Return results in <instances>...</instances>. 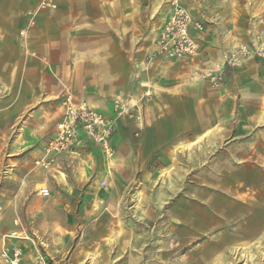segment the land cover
I'll list each match as a JSON object with an SVG mask.
<instances>
[{
  "label": "rangeland",
  "instance_id": "374dc122",
  "mask_svg": "<svg viewBox=\"0 0 264 264\" xmlns=\"http://www.w3.org/2000/svg\"><path fill=\"white\" fill-rule=\"evenodd\" d=\"M11 1L0 0V45L8 48L16 45L21 23L35 9ZM136 1L131 2L135 8ZM145 1L143 49L131 61L129 80L141 99L127 110L114 108L111 118L114 134L120 126L124 131L126 121L135 131L130 147H120L124 158L113 141L109 157L97 147L38 168L34 160L42 154L55 114L26 111L14 117L8 108L0 111V264H6L3 247L13 245L23 250L21 264H31L35 256L45 264H264V49L254 45L257 38L264 42V24L256 26L247 14L256 1L184 0L202 25L201 59L184 69L190 84L202 80L192 88L193 117L161 118L146 134L139 103L152 93L146 90L150 97H144L141 80L149 79L153 62L172 61L153 57L161 23L157 12L165 5ZM241 47L248 56L239 66L225 67L220 87L200 78L201 70L219 67ZM245 61L256 86L249 106L240 101L237 85ZM6 96L1 90L0 98ZM225 99L229 109L223 115ZM218 129L226 131L218 145L208 141L209 134L201 137ZM42 188L48 197L39 195ZM13 234L32 243L3 240Z\"/></svg>",
  "mask_w": 264,
  "mask_h": 264
},
{
  "label": "crops",
  "instance_id": "0c3cea01",
  "mask_svg": "<svg viewBox=\"0 0 264 264\" xmlns=\"http://www.w3.org/2000/svg\"><path fill=\"white\" fill-rule=\"evenodd\" d=\"M38 1L12 0L10 3L18 6L28 3L34 9ZM249 1H256L247 13L250 19L257 23L256 26H259V22L264 24L262 0ZM131 2L132 0H56V6L52 10L38 12L33 18L34 28L26 38L22 39L18 35L16 45L10 48L0 45V91L6 89L10 94V97L0 98V111L8 108L7 111L12 116L20 117L26 111H33L34 114L48 110L55 114L53 126L47 133L48 138L60 115L61 102L67 96L77 103L87 104L106 118L114 116L115 104L129 109L137 102V98L141 99L137 92H131L129 80L131 61L140 58L142 53L141 41L144 39L145 29L141 21L146 19V1L137 0V8ZM161 3L165 7L157 12L161 22L158 29L169 10L167 0H161ZM180 3L188 10L184 0H180ZM23 10L20 7L17 12L23 15ZM196 15L204 14L197 12ZM216 15L221 14L218 12ZM29 19L21 23V30L26 27ZM258 40L263 42V39L257 38L254 45ZM201 56L202 53L199 57ZM199 57L196 60H200ZM192 62L172 61L168 65L163 61L153 62L149 79L141 80V93L146 90L152 93V98L140 100L139 103L140 120L145 134L150 130L149 127H157L161 118L176 122L178 117L185 114L188 119L193 117L196 94L192 88L202 80L193 78V84L185 80L184 74L188 70L184 69L193 68ZM200 64L207 65L205 62ZM249 64L245 61L240 66L241 69L237 70L240 101L248 104L247 106L251 103L249 97L253 98L256 91V86L250 81L254 70ZM216 99L220 100L216 104L219 108L222 98L216 96ZM227 103L226 99L222 103L223 115L229 109ZM179 104H183V107L190 105V109H179ZM262 106L264 107V101ZM125 123L128 126L124 131L121 126L118 127L111 142L117 144L119 155L123 158L126 152L120 147L129 148L133 142L130 136L135 132L129 121ZM243 127L245 124L240 125L242 130ZM208 134V141L218 145L226 131L218 129L214 134L206 131L201 137ZM145 138L144 136L142 144L146 142ZM91 148L97 147L88 145L80 153H90L88 150Z\"/></svg>",
  "mask_w": 264,
  "mask_h": 264
},
{
  "label": "built area",
  "instance_id": "2783aa9c",
  "mask_svg": "<svg viewBox=\"0 0 264 264\" xmlns=\"http://www.w3.org/2000/svg\"><path fill=\"white\" fill-rule=\"evenodd\" d=\"M167 4L168 14L157 31L153 57L170 61H193L201 54L198 34L202 31V25L181 5L180 0H167ZM55 6L56 0H39L35 9L28 12L30 20L26 27L19 32L20 38H26L34 28L33 18L38 12L52 10ZM248 54L249 51L241 47L237 52L224 58L219 67L201 70V79L208 80L213 87H220L223 83L225 67L239 66L240 61L244 60ZM144 97H150V92H144ZM115 106L116 109L119 108L118 104ZM122 109L127 110L125 107ZM114 130V121L111 118H106L87 104L77 103L67 96L61 102L60 115L51 135L42 145L41 156L34 160V165L38 168L48 169L55 158L64 154L77 155L88 145L98 147L105 156L109 157L112 155L111 142ZM39 195L48 197L49 191L42 188ZM4 239L32 243V239L19 234L4 236ZM22 253L21 246L13 245L10 248L4 246L2 257L6 264H21ZM31 264H45V262L41 257L35 256Z\"/></svg>",
  "mask_w": 264,
  "mask_h": 264
},
{
  "label": "bare ground",
  "instance_id": "6f19581e",
  "mask_svg": "<svg viewBox=\"0 0 264 264\" xmlns=\"http://www.w3.org/2000/svg\"><path fill=\"white\" fill-rule=\"evenodd\" d=\"M256 45H257V47H258V49L259 50H263L264 49V44H263V42H260L259 40L258 41H256ZM244 60H241L240 61V65H241V63L243 62ZM201 78V77H200ZM111 208H113V207H111V206H109V208H107V210H111Z\"/></svg>",
  "mask_w": 264,
  "mask_h": 264
}]
</instances>
